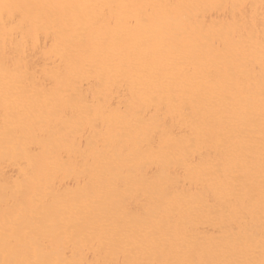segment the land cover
<instances>
[{
    "label": "bare ground",
    "instance_id": "6f19581e",
    "mask_svg": "<svg viewBox=\"0 0 264 264\" xmlns=\"http://www.w3.org/2000/svg\"><path fill=\"white\" fill-rule=\"evenodd\" d=\"M0 264H264V0H0Z\"/></svg>",
    "mask_w": 264,
    "mask_h": 264
}]
</instances>
